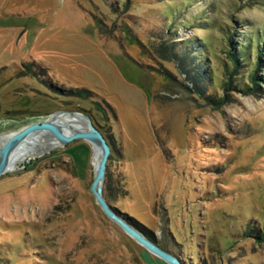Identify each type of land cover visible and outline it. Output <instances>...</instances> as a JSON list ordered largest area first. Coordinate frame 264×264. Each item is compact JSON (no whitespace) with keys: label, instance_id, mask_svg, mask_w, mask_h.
<instances>
[{"label":"rangeland","instance_id":"1","mask_svg":"<svg viewBox=\"0 0 264 264\" xmlns=\"http://www.w3.org/2000/svg\"><path fill=\"white\" fill-rule=\"evenodd\" d=\"M260 29L264 0H0V138L82 114L117 219L183 264H264L244 238L264 219V89L220 102L227 37ZM197 66L217 104L192 94ZM95 160L76 139L0 176V264H165L104 215Z\"/></svg>","mask_w":264,"mask_h":264},{"label":"trees","instance_id":"2","mask_svg":"<svg viewBox=\"0 0 264 264\" xmlns=\"http://www.w3.org/2000/svg\"><path fill=\"white\" fill-rule=\"evenodd\" d=\"M264 29L255 33H248V35L239 43H232V35L228 36L227 41V51L226 55L230 62V68L226 69L227 80L224 82L222 91L225 93L220 102L227 101L229 99L230 92H239L241 94H260L264 89ZM174 47L171 45L166 49L165 54L170 56V58H177L180 62V67L183 69L185 65L184 62L189 58L187 51H183L181 56L174 53ZM163 54V58L167 57ZM253 55V56H252ZM169 60V58H168ZM188 62V61H187ZM249 65V70H247V75L245 78V83L238 85L239 80L236 79L238 73L241 69ZM186 68V66H185ZM247 68V67H246ZM187 81L193 86L192 94L204 98L208 104H217L216 100L212 97H204V86L205 83L209 82V78L206 73H203L202 69L199 70V66L193 67V70H184ZM132 219V217H129ZM140 228L142 225L138 223ZM251 227H249L250 229ZM145 230V228H143ZM252 230V231H251ZM245 239H251L255 245L264 244V219L263 224L256 227L254 230L250 229L244 235ZM183 264V261H180Z\"/></svg>","mask_w":264,"mask_h":264},{"label":"water","instance_id":"3","mask_svg":"<svg viewBox=\"0 0 264 264\" xmlns=\"http://www.w3.org/2000/svg\"><path fill=\"white\" fill-rule=\"evenodd\" d=\"M58 114H64L69 116L76 115L81 117L82 119L87 121L88 130L86 132H73L68 134V129L66 127H61L46 120L43 123H34L12 132L9 135L7 141L3 144L0 149V176L8 172L11 157L18 145L22 143L28 136L36 132L44 131L50 134L57 141L56 146L58 147L65 146L76 139L85 140L89 142L93 148L95 146L99 150V159L94 173L93 182L90 185V191L104 215L109 218L112 222L117 224L118 227L135 243L145 248L151 254L163 261L165 264H181L176 258L162 251L155 244L146 240L138 232H136L128 225L117 219L109 210V207L102 196V183L104 180L106 162L110 150L105 139L102 137L99 131L92 125L90 119L82 114L75 113L57 112L51 116H56Z\"/></svg>","mask_w":264,"mask_h":264},{"label":"bare ground","instance_id":"4","mask_svg":"<svg viewBox=\"0 0 264 264\" xmlns=\"http://www.w3.org/2000/svg\"><path fill=\"white\" fill-rule=\"evenodd\" d=\"M53 118L48 120L54 124H57L61 127L71 126L68 134L73 132H86L88 130V123L86 120L82 119L79 116H69L60 114L57 116H52ZM7 138H0V147L7 141ZM57 145V141L47 132L39 131L30 136H28L22 143L18 145L16 150L14 151L10 164L8 167V172H12L15 170L20 163L29 159L30 157H34L35 155L42 154L52 147ZM96 160L93 164L94 173L97 167L98 159H99V150L94 146Z\"/></svg>","mask_w":264,"mask_h":264}]
</instances>
